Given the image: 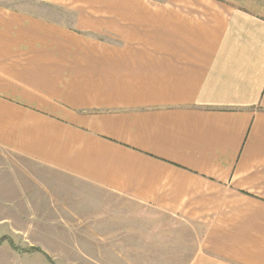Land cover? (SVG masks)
Listing matches in <instances>:
<instances>
[{
  "label": "crops",
  "instance_id": "obj_1",
  "mask_svg": "<svg viewBox=\"0 0 264 264\" xmlns=\"http://www.w3.org/2000/svg\"><path fill=\"white\" fill-rule=\"evenodd\" d=\"M30 1L0 7V159L93 196L107 264H264V0Z\"/></svg>",
  "mask_w": 264,
  "mask_h": 264
},
{
  "label": "rangeland",
  "instance_id": "obj_2",
  "mask_svg": "<svg viewBox=\"0 0 264 264\" xmlns=\"http://www.w3.org/2000/svg\"><path fill=\"white\" fill-rule=\"evenodd\" d=\"M0 7L40 10L30 0H0ZM57 198L81 208L60 206ZM92 198L79 186L56 178L40 179L20 162L0 159V219L10 220L0 224V245L11 250L6 254V249H0V264H107L109 256L85 253L84 217L94 208L83 206L82 201Z\"/></svg>",
  "mask_w": 264,
  "mask_h": 264
}]
</instances>
